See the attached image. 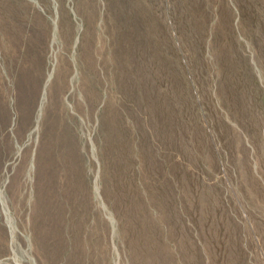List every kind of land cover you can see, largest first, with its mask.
<instances>
[{"label": "rangeland", "instance_id": "1", "mask_svg": "<svg viewBox=\"0 0 264 264\" xmlns=\"http://www.w3.org/2000/svg\"><path fill=\"white\" fill-rule=\"evenodd\" d=\"M0 264H264V0H0Z\"/></svg>", "mask_w": 264, "mask_h": 264}, {"label": "bare ground", "instance_id": "2", "mask_svg": "<svg viewBox=\"0 0 264 264\" xmlns=\"http://www.w3.org/2000/svg\"><path fill=\"white\" fill-rule=\"evenodd\" d=\"M103 51V50H102Z\"/></svg>", "mask_w": 264, "mask_h": 264}]
</instances>
